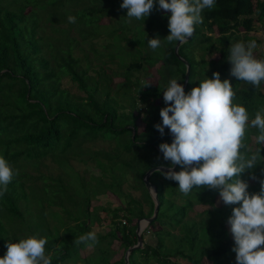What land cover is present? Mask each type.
Returning a JSON list of instances; mask_svg holds the SVG:
<instances>
[{
  "label": "trees",
  "instance_id": "1",
  "mask_svg": "<svg viewBox=\"0 0 264 264\" xmlns=\"http://www.w3.org/2000/svg\"><path fill=\"white\" fill-rule=\"evenodd\" d=\"M122 2L0 0V156L9 162L14 171H18V175L8 184L7 192L0 196V257L5 255L10 239H14L11 240L13 242L20 239L16 233L22 230L47 238L45 250L46 254L51 255L52 264H124V251L136 241V220L147 218L152 213L153 201L142 182L143 173L151 165L139 153H135L134 158L142 160L144 170H137L127 182L125 168L131 163L124 155L128 152L130 156L131 150L123 135L125 140L119 137V141L127 150L115 148L110 153L111 157L108 156L109 164L93 165L90 175L87 174L89 170L84 172L92 179H107L102 193L117 191L124 198L121 201L118 197L122 204L112 208L110 213L98 206L105 211V217L93 211L97 206L90 204V196L82 194L78 198L70 191L67 179L70 175L65 167L71 159L85 161L87 151L84 143L89 135L94 141H111L128 129L127 141L131 143L137 141V132L140 143L143 139L150 140L148 142L158 149L157 144L172 142L167 128L163 136L152 129L155 124L162 123L160 110L166 106L162 92L166 78L160 71L163 65L171 64V78H179L178 83L182 84L185 64L181 59L188 63V78L184 87L186 93L206 76L212 78L214 72H219L222 81H231L236 102L246 107L250 118H254L256 111L264 107V81L258 89L238 81L230 76L231 64L227 60L232 43H246L249 37H252L250 41L258 42L248 32L254 30L257 23L264 26V0H216L215 8L202 12L203 23L195 25L193 36L186 43L178 44L176 54V42L169 43L164 39L170 33V12L154 8L145 20L133 19L131 23H126L127 10L120 8ZM69 15L76 17L75 23L68 21ZM101 17L106 18L104 34L99 32ZM152 27L164 28V32ZM69 31L72 35H69ZM212 32H216V36ZM60 35L66 38V42H61ZM157 35L162 39L161 56L148 47V39ZM104 39H108L109 46L113 45L115 39L124 40V46H132L134 40L138 41L139 46L130 61H124L123 57L131 47H124L114 57L118 59V67H123V81L128 85L131 83L128 76L132 71L158 64L160 80L156 84L142 91V84L137 79L132 81L134 92L129 96L127 110L110 94L111 75L108 78L103 75L109 73L107 63H112V59L103 58L97 62L101 52L95 48L99 44L102 46ZM82 41L87 47L95 45L91 51L95 53L96 62L92 65L87 55H83L84 64L73 55L76 48L84 50L82 44H78ZM188 46L201 50L199 57L187 50ZM214 51L218 54L216 59H205L204 55ZM205 66H208V70L204 69ZM68 82L73 84L75 91L70 92L62 86ZM136 94L140 95L139 100L148 108L152 120L148 119V115L143 117V112L136 106ZM150 96L159 99L158 103L149 101ZM138 118L145 120L142 130H138ZM126 125H131L132 137ZM256 134V129L246 130V142L253 149L257 147ZM95 152L109 155L106 150ZM261 156H264V148L261 149ZM46 160L55 162L59 171L51 173L49 167L45 173L44 169L48 167ZM108 165L109 172H112L109 176L105 173ZM96 169L99 174L94 175ZM175 170L178 171L177 167ZM252 175L257 179L248 184L247 190L249 193L259 192V181L264 179V163L251 173H242L240 178L247 181ZM148 180L155 186L157 213L141 231L142 245L128 254V264H203L202 260L208 264H236V254L231 251L234 239L230 237L226 224L232 208L238 205L228 206L223 201L216 205L214 201L219 195L218 190L206 186L202 195L193 196L194 200H187L186 204L176 202V198L170 196L175 194L174 190L167 197L162 187L151 181L150 177ZM122 183H125V190L121 188ZM130 190L140 191V197L132 196ZM124 192L127 196H124ZM126 197H130V200ZM195 203L204 206L198 217L184 218ZM51 206L57 208L52 209ZM119 208L124 209L130 217L126 214L119 216ZM89 212H93L91 216ZM39 218L44 220L43 223L38 222ZM101 221L105 231L95 232L99 242L89 247L91 251L81 257L79 251L88 246L74 245L75 238L92 232L91 226ZM4 234L6 241L3 245ZM164 239L167 240L164 242ZM112 241H118L122 249L121 255L114 260H111L114 251L109 247ZM179 259L184 263H180Z\"/></svg>",
  "mask_w": 264,
  "mask_h": 264
},
{
  "label": "clouds",
  "instance_id": "2",
  "mask_svg": "<svg viewBox=\"0 0 264 264\" xmlns=\"http://www.w3.org/2000/svg\"><path fill=\"white\" fill-rule=\"evenodd\" d=\"M215 6L216 0H123L120 8L127 10L126 23L133 19L145 20L154 8L170 12V33L164 39L183 44L193 36L195 25L203 23L202 12ZM68 21L75 23L76 17L69 15ZM161 46L162 39L158 35L148 39V47L154 52ZM255 47V41L232 43L227 60L231 64V77L258 89L264 81V59L254 57L252 49ZM178 81L179 78L168 80L162 91L166 105L160 110L162 123L154 125L161 136L167 128L173 137L171 143L159 145L163 160L170 163L166 171L161 172L164 165L157 171L165 179L178 182L184 196H188L194 186H206L218 190L225 205H238L232 208L227 220L234 239L231 251L236 254V264H264V179L259 181V192L249 193L248 182L240 178L242 173H251L264 163L261 156L264 107L250 118L246 107L236 102L231 81H222L219 72H214L212 78L206 76L188 93ZM150 85L143 82V88ZM248 128L257 130L255 149L246 142ZM176 166L181 170H174ZM15 175L18 171L0 156V196L7 192ZM251 179L257 177L252 175ZM98 242L95 232H88L75 238L74 245L94 247ZM47 243L46 237L37 234L8 241L0 264H52V257L45 250Z\"/></svg>",
  "mask_w": 264,
  "mask_h": 264
},
{
  "label": "rangeland",
  "instance_id": "3",
  "mask_svg": "<svg viewBox=\"0 0 264 264\" xmlns=\"http://www.w3.org/2000/svg\"><path fill=\"white\" fill-rule=\"evenodd\" d=\"M105 21H106V18H104V17L100 18L99 23L102 25H100L99 32L101 34H104V31L106 29ZM255 25H257L256 28L254 30H251L250 32H248V34L251 36H254L258 40V42H256V47L254 49H252V52H253V55L255 58L261 59V57H264V26H261L258 23ZM152 28L156 31L164 32V28H160V29H157L155 27H152ZM69 35H72L70 31H69ZM212 35L216 36V32H212ZM161 36H162V38L164 37L163 33H161ZM60 38H61V42H66V40H65L66 38H64L62 35H60ZM251 38L252 37H249V39H251ZM249 39L246 42V44L248 42H250ZM140 40L142 41L144 39H140ZM123 41L124 40L115 39V40H113V45L109 46V45H107L108 39H104L102 46L100 44L96 45L95 50L98 52L99 51L101 52L100 58L97 62L101 61L103 58H107V59L111 58L112 59V63H107V65L109 67L107 72H109V73L107 75L106 74H103V75L106 78H108V76L111 75L110 76L111 77L110 78L111 85L109 88L110 94H111V96L114 97V100L116 102L123 103L125 105V110H127V109H129V106H128V100L130 98L129 96L132 95L134 92V89H133L134 87L132 85V81L137 79L138 82L140 84H142L140 89L143 91L145 88V87L143 88V82H150L151 85H154L157 83V81L160 80V77H159V74L157 71V65L158 64L153 65V66L151 65L149 67L147 66L145 69H140L139 71H132L130 73V75L128 76V78L131 81V83L129 84L130 85V87H129V85L123 81V77H125L122 74L124 72L123 67L122 66L118 67V65L116 63L118 61V59L114 58V57L124 47H126V48L131 47L132 49L128 51V54L125 57H123L124 61H126V62L130 61L133 58L134 53L136 52V49L138 48L139 45H138V41L134 40V42L132 43V46H124L125 42H123ZM100 42H101V40H99V43ZM127 42L128 41L126 40V43ZM214 43H216V42L214 41ZM78 44L79 45L82 44V47L84 50H80V49L76 48L73 51V55L80 58V63L84 64L83 55L88 56V59L91 60V62H90L91 65L93 64V62H96L94 60L95 53L91 51L92 47L95 45H93L92 47H90V45H89V47H87V45L84 44L83 41L78 43ZM129 44L130 43H127V45H129ZM79 47H81V46H79ZM161 48L162 47H160L159 51L156 50V53L158 54V56H161V53H162V52L160 53ZM188 49L191 52H193L195 57H199V54L202 52L201 50L196 49V47L192 48L191 46H188L187 50ZM109 55L112 57H110ZM260 55H262V56H260ZM204 56H205V59H216L218 57V54L216 55V52L214 51V52H208V54H206ZM171 69H173V66L171 64H166V65H163V67L160 70V71H162L164 77L166 78V81L164 82L165 86H166L168 80L171 78V74H170ZM204 69L208 70V66H205ZM62 86L68 88V90L70 92H73L76 90V88L73 86V84H71L69 82L66 84L63 83ZM136 95H134V97L136 98V102H137L136 106L139 107L138 109L140 110V112H143V117L148 115V119H151V115L147 111L148 108L139 100L140 95H138V94H136ZM148 100L152 101L153 104H156L159 101V99H157V98L153 99L151 96L148 97ZM117 112H118V109H117ZM139 117H140V114H139ZM137 123H138V130H142L144 127L145 120L142 121V120H140V118H138ZM127 126H129V128H130V137H132L133 133H132L131 125H126V127ZM124 127H125V125H124ZM152 129H155V128H152ZM123 135L126 136V140L123 137ZM136 135H137V138H136L137 141L135 143L134 142L131 143V142L127 141V137H129L128 129H126L123 132V134L121 133L120 136L116 137L115 139H110L111 141L106 139L109 142L99 140V139L94 141L93 137L91 135H89L86 143H84L86 145V151H87V154H86L87 156L85 157V161L82 160V162H77L78 160L71 159L68 161L69 162L68 166L65 167V171L68 172V174L70 175L69 177H67L68 182L70 184L68 186L70 188V191L75 193L78 196V198H80L82 196V194H84L87 197L90 196V204L97 206V207L93 208V211L94 212L98 211L99 215H101L102 217H105L106 215H105V211L101 210L100 207L105 208L107 210L106 212L110 213L112 211V208L118 206V204H120V203L122 204L121 201H124V198L121 197L117 191L112 192V193L109 191L102 193L103 190L105 191L104 187L106 186L105 184L107 183V179L101 178V177H97L96 179L94 177V179H92L91 176H85L86 173L84 174V172L86 170H89V172L87 174L92 173L91 167L97 163L99 164V163L106 162V164H109V162H108L109 157L108 156L111 155L110 153H112V150H114L115 148H119V150H122V151L127 150L126 146H124L123 144H120L119 137L124 138L123 141L125 140L126 144L129 146V148L131 150L130 156L128 155V152H126L127 155H124V157L127 159V161L129 163H131L130 166L127 165V167L125 168L126 169L125 177L128 179L127 182H129V179L133 178V176L135 175V172L137 170H144L143 165L141 164L142 160L139 158H134L135 153H139L146 161H148L149 165H151V166H156V165L167 166V164L170 163V162L163 160V154L160 153L157 146L152 145V142H148L150 140L143 139L144 137L141 135V138L143 139V141H142V143H140V139H138V138H140L139 133L137 132ZM251 140L253 141V138ZM157 145H160V144H157ZM98 149L100 151L106 150L109 153V155H106V156H104L102 154L100 155L99 152H95L96 150L99 151ZM94 152H95V154H94ZM130 157L132 158L131 160H130ZM86 160H89V161L86 162ZM91 160H93L94 162H91ZM162 162H164L166 164H164ZM46 163H47L48 167H47V169H44L45 173L48 172L49 167H51V173H55L56 171L57 172L59 171V169L56 167L55 162L50 161V160H46ZM159 163H161V164H159ZM176 167H177L178 171L181 170L180 166H176ZM109 168H110V165H108V167H106V169H105V173H107L108 176L112 173V172H109L110 171ZM161 172L154 171L149 175V177H150L151 181H153L156 185L163 188L162 191H163V193H165V195L167 197H169V195L174 190L175 194H171L170 196L176 198L175 199L176 202H183L184 204H186L187 200H191V199L194 200L193 198L195 196L202 195L201 193L205 189V186H199V187L194 186L192 192L188 196H184L178 189V186H179L178 182H176L175 184H171V182H170L171 180L165 179L164 176L161 174ZM93 174L94 175L99 174L98 169H96V171H94ZM253 181H254L253 179L247 180L248 184L252 183ZM121 188L123 190H125V183H122ZM122 192L123 191H121V193ZM98 193H99V195H98ZM100 193H102V194H100ZM129 193H131L132 196L135 195L136 197H140V191H138V190H130ZM124 196H127V194L125 193ZM118 197H120L121 201ZM126 199L129 201L130 197L129 198L126 197ZM221 202H222V200L220 199L219 195L217 197H215L214 203L216 205L221 203ZM98 206H100V207H98ZM144 206L145 205H143V207ZM51 208L56 209L57 206H51ZM203 208H204V206H201L200 204H197V203L193 204V206L187 210V213H186L184 218L196 219L198 217L197 214ZM119 210H122V211H119ZM117 212L119 213V216L122 214H126V216L130 217L125 212V210L122 208H119ZM92 213L93 212H89V215L91 216ZM104 220L106 221V219H104ZM43 221L44 220L42 218L38 219L39 223H43ZM14 223H16V222H14ZM102 223H103V221H101L99 224L92 225L90 228L92 230V232L103 233L105 231V228H104L105 225ZM109 226H111V225H109ZM226 228H227V231L229 232L230 237L233 238V236L230 232V225H228V223L226 224ZM168 230H170V228H168ZM169 233H172V232H169ZM16 234L20 238H25L26 236L30 235V234H28L22 230L17 232ZM4 237H5V234L2 237L3 238L2 239L3 245H4V241H6V239L4 240ZM8 237H11L10 234H8ZM11 240H14V239H10V241ZM166 240L167 239H164L163 241L165 242ZM117 243H118V241L117 242L112 241L110 246H109L114 251V253L111 255V260L117 259L122 253V249L118 246ZM90 251H91V249L89 247L81 249L79 251V255L81 257H83L86 254H88V252H90ZM92 258H94V257H92ZM179 262L184 263V261L181 259H179ZM202 263L208 264V262L206 260H202Z\"/></svg>",
  "mask_w": 264,
  "mask_h": 264
},
{
  "label": "water",
  "instance_id": "4",
  "mask_svg": "<svg viewBox=\"0 0 264 264\" xmlns=\"http://www.w3.org/2000/svg\"><path fill=\"white\" fill-rule=\"evenodd\" d=\"M179 42H176L175 45H174V53L176 54V50H177V46H178ZM184 64H185V71H184V76H183V86L185 87V83L187 81V78H188V70H189V66H188V63L186 61H184L183 59H181ZM168 133H169V137L172 141L173 137L168 129ZM161 165H156V166H152V167H149L142 175V182L144 184V187L145 189L147 190V192L149 193L152 201H153V209H152V213L149 217L147 218H140V219H137L136 221V226H135V229H134V233H135V236H136V241L133 245L129 246L126 248V250L124 251V254H123V262L124 264H128V261H127V256L128 254L136 249V248H139L141 247L142 245V239L140 237V232L142 230V228L144 226H146L156 215L157 213V205H158V201H157V197H156V193H155V186L148 180L149 178V175L153 172V171H157V168H160ZM167 170V166H165L164 168L161 169V171H166ZM175 170V169H174ZM141 222L143 223V225L141 226Z\"/></svg>",
  "mask_w": 264,
  "mask_h": 264
},
{
  "label": "bare ground",
  "instance_id": "5",
  "mask_svg": "<svg viewBox=\"0 0 264 264\" xmlns=\"http://www.w3.org/2000/svg\"><path fill=\"white\" fill-rule=\"evenodd\" d=\"M143 225V223L141 222V226Z\"/></svg>",
  "mask_w": 264,
  "mask_h": 264
}]
</instances>
